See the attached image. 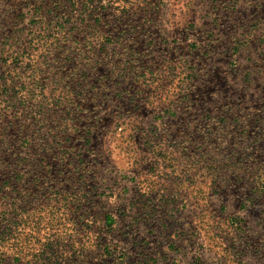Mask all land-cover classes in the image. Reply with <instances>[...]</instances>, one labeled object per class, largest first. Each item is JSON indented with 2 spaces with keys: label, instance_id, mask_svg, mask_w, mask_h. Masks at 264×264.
Masks as SVG:
<instances>
[{
  "label": "rangeland",
  "instance_id": "rangeland-1",
  "mask_svg": "<svg viewBox=\"0 0 264 264\" xmlns=\"http://www.w3.org/2000/svg\"><path fill=\"white\" fill-rule=\"evenodd\" d=\"M1 264H264V0H0Z\"/></svg>",
  "mask_w": 264,
  "mask_h": 264
},
{
  "label": "trees",
  "instance_id": "trees-1",
  "mask_svg": "<svg viewBox=\"0 0 264 264\" xmlns=\"http://www.w3.org/2000/svg\"><path fill=\"white\" fill-rule=\"evenodd\" d=\"M2 245H0V258L2 259V254H3V252H2ZM0 264H1V260H0ZM24 264H28L27 262L26 263H24Z\"/></svg>",
  "mask_w": 264,
  "mask_h": 264
}]
</instances>
